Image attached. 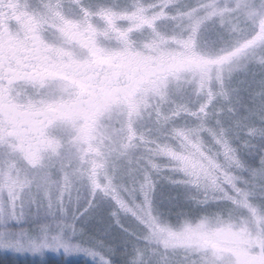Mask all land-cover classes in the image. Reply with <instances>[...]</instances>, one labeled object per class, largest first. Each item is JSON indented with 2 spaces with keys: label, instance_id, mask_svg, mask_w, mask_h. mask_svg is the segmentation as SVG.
Instances as JSON below:
<instances>
[{
  "label": "rangeland",
  "instance_id": "1",
  "mask_svg": "<svg viewBox=\"0 0 264 264\" xmlns=\"http://www.w3.org/2000/svg\"><path fill=\"white\" fill-rule=\"evenodd\" d=\"M21 4L28 28L61 35L67 20L101 14L122 21L138 53L182 54L140 116L103 120L99 154L69 151L67 132L44 155L0 135V264H264V0ZM198 5L207 18L187 38L183 14ZM134 202L141 219L125 211Z\"/></svg>",
  "mask_w": 264,
  "mask_h": 264
},
{
  "label": "clouds",
  "instance_id": "2",
  "mask_svg": "<svg viewBox=\"0 0 264 264\" xmlns=\"http://www.w3.org/2000/svg\"><path fill=\"white\" fill-rule=\"evenodd\" d=\"M202 10L203 5L193 6L183 14L185 20L181 26L187 31V38L192 37L196 28L207 18ZM181 54L167 47H146L139 51L134 67L113 80L107 88L97 78L94 88L70 92L61 90L53 95L43 85L58 71L55 63L45 49L38 50L27 40L19 41L13 49L12 58L20 57L21 62L12 67L16 69L18 78L32 84L34 91L16 106L21 118L27 121L21 125L23 131L16 137L18 144L26 153L47 154L50 149L59 146L51 142L49 134V126L55 122L71 135V142L64 145L69 151L75 147L78 152L99 154L104 140L110 138L103 118L112 117L113 114L129 118L140 116L155 102L154 98L159 94L157 81L168 74L167 64L174 55ZM233 55L228 51L221 53L223 59ZM182 170L188 171L186 166ZM153 189L151 179L146 178L141 186L143 205L151 204ZM144 210L140 203L135 202L132 207H125V211L137 219H141L138 213ZM166 233L167 229L160 226L161 238L166 239ZM3 246L8 244L0 240V247Z\"/></svg>",
  "mask_w": 264,
  "mask_h": 264
},
{
  "label": "flooded vegetation",
  "instance_id": "3",
  "mask_svg": "<svg viewBox=\"0 0 264 264\" xmlns=\"http://www.w3.org/2000/svg\"><path fill=\"white\" fill-rule=\"evenodd\" d=\"M23 1L0 0V135L5 144H18L16 137L23 131L21 125L27 121L21 118L16 106L34 91L32 84L18 78L16 69L12 67L21 62L20 57L12 58L19 41L27 40L38 50L45 49L55 63L58 71L43 85L53 95L61 90L70 92L94 88L97 78L107 88L113 80L134 67L139 54L132 50L135 43L120 19L100 14L86 16L80 22L67 20L59 35L58 29L36 22L32 28L26 27L22 19L30 12L22 6ZM21 13H25L24 16ZM166 67L168 74L162 79L180 71L172 64ZM181 68L186 69V66ZM65 132L55 122L49 126L52 142Z\"/></svg>",
  "mask_w": 264,
  "mask_h": 264
},
{
  "label": "trees",
  "instance_id": "4",
  "mask_svg": "<svg viewBox=\"0 0 264 264\" xmlns=\"http://www.w3.org/2000/svg\"><path fill=\"white\" fill-rule=\"evenodd\" d=\"M264 122H262L261 124H260V126L261 127H263V124ZM248 148H249V145L247 146ZM240 149V148H239ZM242 150V152L244 151L243 149H240V151ZM251 150V149H250ZM249 150V151H250ZM54 264H56V263H54ZM73 264H99L97 261L96 262H94V261H89V260H87V259H84V258H81V259H78L75 263H73Z\"/></svg>",
  "mask_w": 264,
  "mask_h": 264
}]
</instances>
